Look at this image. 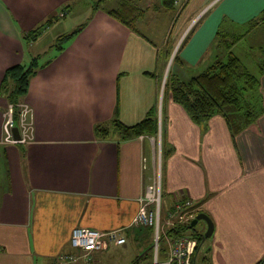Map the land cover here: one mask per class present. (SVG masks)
<instances>
[{"label": "crops", "instance_id": "obj_1", "mask_svg": "<svg viewBox=\"0 0 264 264\" xmlns=\"http://www.w3.org/2000/svg\"><path fill=\"white\" fill-rule=\"evenodd\" d=\"M69 1L0 0V80L6 67L45 53L36 50V39L66 17L61 8ZM99 1L108 4L90 5L86 24L59 51L41 56L40 62L50 60L29 78L17 105V118L25 105L30 121L29 137L20 143L2 140L8 104L0 94V264H53L70 249L75 226L120 229L125 242L143 247L132 219L157 172L167 199L179 191L211 220L209 264H264V73L263 112L233 138L218 114L195 124L168 95L161 102L167 73L185 80L205 60L209 65L221 20L229 25L256 17L264 0H176L172 7L128 0L135 30L106 13L121 0ZM160 11L165 26L159 33L152 26ZM53 15L56 22L34 41L22 39ZM174 49L176 61L167 65ZM150 107L162 132L163 159L157 134L122 139L109 127L114 113L131 125ZM96 124L106 125V135H95ZM99 260L91 255V264Z\"/></svg>", "mask_w": 264, "mask_h": 264}, {"label": "trees", "instance_id": "obj_2", "mask_svg": "<svg viewBox=\"0 0 264 264\" xmlns=\"http://www.w3.org/2000/svg\"><path fill=\"white\" fill-rule=\"evenodd\" d=\"M161 2L165 7H172L174 4V0H161ZM93 5V8L98 6ZM134 9L135 7L128 0H121L119 7L108 9L106 13L127 26V28L135 30L134 17L136 11ZM61 10H65L64 7ZM56 19V15L47 18L41 24L24 32L22 39L25 42L34 41L46 26ZM222 20L217 26L211 42V50H213L214 56L213 61L201 71L190 75L185 80L172 77L170 73H167L161 92V102L168 95L173 102L184 110L195 124L218 114L224 118L230 136L233 138L236 133L252 123L263 112V105L259 88V77L249 73L231 49V46L242 38L243 32L228 29L222 31L220 27H247L248 29L255 25H260L264 23V10H261L256 17L243 23L225 25ZM80 28H82V25H79L66 35L56 36L55 42L50 45L47 51L51 50V48L54 51H59L62 48V43L76 34ZM47 51L43 54H46ZM43 54L39 53L31 56L25 65L14 64L4 69L0 80V94L5 98L7 104L11 106V116L15 123L17 121V105L26 92L29 78L39 66L45 65L50 60L48 57L43 62H40ZM172 61L175 62L176 57L173 56ZM263 67L264 60L260 64V69ZM155 115V108L150 107L140 120L131 125H124L114 113L109 122V127L115 130L122 139L141 135L155 136L158 130V121ZM92 129L95 135L100 137L107 133L106 125L96 124L93 125ZM159 140L161 159H163V138L160 128ZM184 228H186L185 225L174 232H180ZM135 229V233L139 237L147 238L151 235V227L138 226ZM192 237L197 239V241L199 240L197 233H192ZM150 245L145 246L142 250L147 249ZM150 257L151 252H144L140 259ZM88 264H91V260Z\"/></svg>", "mask_w": 264, "mask_h": 264}, {"label": "built area", "instance_id": "obj_3", "mask_svg": "<svg viewBox=\"0 0 264 264\" xmlns=\"http://www.w3.org/2000/svg\"><path fill=\"white\" fill-rule=\"evenodd\" d=\"M11 112V106H8L2 124V140L8 143H20L29 137L27 134L30 129V121L27 119V108L25 105H20L16 121L19 132L17 140H13L10 135V128L14 123ZM157 129H159L158 125ZM157 135L159 137V130H157ZM158 141L160 142L159 138ZM161 197L160 176L157 172L154 173L138 197V208L132 219L134 226L151 227L153 243L151 260L148 264H190L191 255L196 245L192 231L190 230V236L183 234L182 231H174L183 225L187 228L189 221L199 212V204L178 191L172 193L169 202L162 208ZM160 240L166 245L165 257L162 260L158 259ZM124 242L125 235L120 229L101 231L75 226L69 233L68 246L70 249L60 252L53 264H71L79 259L83 260V264H88L92 253Z\"/></svg>", "mask_w": 264, "mask_h": 264}, {"label": "rangeland", "instance_id": "obj_4", "mask_svg": "<svg viewBox=\"0 0 264 264\" xmlns=\"http://www.w3.org/2000/svg\"><path fill=\"white\" fill-rule=\"evenodd\" d=\"M183 1L179 0V3ZM95 4L100 7H106L108 2L106 1H99L98 0H71L69 1V4L66 8V17H59L53 26L51 28L47 29L46 32L43 33L42 36L38 37L36 39V45L35 48L38 52H42L50 47L55 42L56 36L58 35H66L69 32L73 31L76 27L79 25H82V27L86 24L87 18H88V11L90 8V5ZM152 11V8H150V12ZM150 12H148L150 14ZM88 15V16H87ZM155 24L152 27H155V31L161 32V28L165 26L164 21V15L160 12L156 13L155 17ZM166 34L168 35L169 27H166ZM222 28V31L228 30H240V32H243V36L240 40L235 42L231 49L233 53L238 57L240 63L246 68V70L251 73L254 76H257L260 78L262 73L264 72V67L260 69V64L264 60V23L260 25H255L254 27L248 28L247 27H220ZM191 29V27H188L186 32L183 34V36ZM141 31L144 32V29ZM151 38H155V33L153 32H144ZM171 37V32L170 35ZM182 36V37H183ZM170 40L167 41L168 46L170 45ZM51 50H48L46 54H43V56H46L52 52ZM50 52V53H49ZM44 53V52H42ZM42 59V57H41ZM207 63V60L204 61V63L197 66L195 69H193V72L198 73L201 71ZM173 67V66H172ZM171 67V71L177 72V65L173 68ZM8 106H10L8 104ZM159 130V129H158ZM159 138V137H158ZM0 167H1V161H0ZM168 198V197H167ZM165 197V193L162 192L161 197V206L162 208L166 206V204L169 202V199ZM194 228L197 232L202 233L205 230V222L203 220H198L196 224L194 225ZM182 233L185 235L190 236L191 231L189 228H184L182 230ZM134 242V243H133ZM131 242L130 239H126V242L122 245H111L106 250H101L98 252L92 253L94 254V258L97 260L100 259L96 264H147L150 262V258H141L143 255L144 250H142L145 246L152 245L153 238L151 235H149L147 238L143 237V247L136 248V241ZM139 244V242H138ZM209 246V241L206 238L204 241L205 245ZM150 245V246H151ZM139 246V245H138ZM149 246V247H150ZM200 247L196 253L195 258V264H201V259L205 258L206 263L209 264L210 262V256L211 253L208 251H203V248ZM152 250V247L148 248L145 252L150 253ZM158 259L161 260L165 257L166 252V245L165 243L160 240L159 241V250H158ZM91 260V259H90ZM82 259H79L74 264H82ZM72 264V263H71Z\"/></svg>", "mask_w": 264, "mask_h": 264}, {"label": "water", "instance_id": "obj_5", "mask_svg": "<svg viewBox=\"0 0 264 264\" xmlns=\"http://www.w3.org/2000/svg\"><path fill=\"white\" fill-rule=\"evenodd\" d=\"M176 48V47H175ZM174 51H175V49L172 51V53H171V55H170V57H169V61H168V64L167 65H169V62H170V60L172 59V57H173V53H174ZM10 135H11V138L13 139V140H17V139H19V132H18V127H17V125H16V123L14 122L13 123V125L11 126V128H10ZM203 220L204 222H205V230L202 232V233H197V236L199 237V242L201 243V242H203V240H205L206 238H209L210 237V235H211V233H212V229H213V225H212V222H211V220L209 219V217L204 213V212H202V211H199L198 213H196L195 214V216L189 221V223H188V226H187V228H189L191 231H192V233H195V229H194V225L196 224V222L198 221V220ZM152 246V245H151ZM150 246V247H151ZM150 247H148V248H150ZM147 248V249H148ZM146 249V250H147ZM208 248H206V250H207ZM145 250V251H146ZM144 251V252H145Z\"/></svg>", "mask_w": 264, "mask_h": 264}, {"label": "flooded vegetation", "instance_id": "obj_6", "mask_svg": "<svg viewBox=\"0 0 264 264\" xmlns=\"http://www.w3.org/2000/svg\"><path fill=\"white\" fill-rule=\"evenodd\" d=\"M195 233H198L199 234V232H197L196 230H195ZM198 237V236H197ZM199 238V237H198ZM196 240V245H195V248H194V250H193V253H192V255H191V259H190V264H195V261H194V254H195V252H196V250L198 251V249L200 248V247H202V245L204 244V241L205 240H203V242H199V240L197 241V239H195ZM203 248V251L205 252L206 251V245L205 246H203L202 247ZM201 264H205L206 263V260H205V258H202L201 259Z\"/></svg>", "mask_w": 264, "mask_h": 264}]
</instances>
